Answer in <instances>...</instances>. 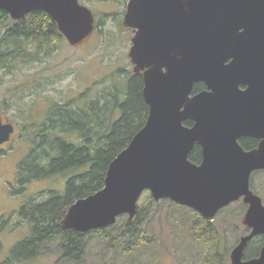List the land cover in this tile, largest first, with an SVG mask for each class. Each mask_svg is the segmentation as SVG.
Instances as JSON below:
<instances>
[{
    "label": "water",
    "instance_id": "water-1",
    "mask_svg": "<svg viewBox=\"0 0 264 264\" xmlns=\"http://www.w3.org/2000/svg\"><path fill=\"white\" fill-rule=\"evenodd\" d=\"M0 10L14 20L44 11L72 46L95 27L79 0H0ZM121 23L133 31L128 56L142 73L148 116L110 162L104 186L73 202L61 228L83 233L124 214L132 221L145 190L209 221L242 199L251 231L232 248L230 264H264V245L258 257L242 258L249 240L264 234V203L250 187L252 172L264 170V0H128ZM198 82L206 89L192 94ZM12 132L0 116V145ZM243 136L259 138L258 146L244 150ZM194 145L199 164L189 159Z\"/></svg>",
    "mask_w": 264,
    "mask_h": 264
},
{
    "label": "rangeland",
    "instance_id": "rangeland-1",
    "mask_svg": "<svg viewBox=\"0 0 264 264\" xmlns=\"http://www.w3.org/2000/svg\"><path fill=\"white\" fill-rule=\"evenodd\" d=\"M127 1H80L91 9L95 21L100 24L84 43L72 46L63 37L54 45L51 54L43 55L38 60L12 59V52L4 58V61H9L8 64L0 65V112L4 119L15 125L10 142L4 151H0V264H200L204 258L213 255L212 260L210 257L207 259L208 262H216L219 258L230 264V252L246 231L242 217L247 205L241 200L216 214L211 221L213 239L201 234L206 242L202 238H192L188 223L195 216L188 210L174 206L168 199L155 201L149 191H144L137 205L143 207L145 212L144 229L148 243L129 257L119 246L109 248L98 235H91L79 260L62 258L56 238L46 241L38 254L29 260H9L16 243L31 233V224L20 217L18 211L24 205L47 199L51 191H62L64 187V180L58 175L24 181L17 179L20 162L32 150V137L49 103H64L82 93L84 97L78 101L79 104L94 100L102 85L99 81H111L112 74L120 68L134 71L128 56L133 31L121 23ZM8 23L9 19L0 21V38ZM3 40L0 41V53H8L14 46L7 44L10 39ZM27 51L32 53L34 49ZM251 187L264 202L263 170L252 173ZM151 198L157 202V206L150 201ZM2 219L7 222L3 223ZM218 250L222 259L216 254Z\"/></svg>",
    "mask_w": 264,
    "mask_h": 264
},
{
    "label": "trees",
    "instance_id": "trees-1",
    "mask_svg": "<svg viewBox=\"0 0 264 264\" xmlns=\"http://www.w3.org/2000/svg\"><path fill=\"white\" fill-rule=\"evenodd\" d=\"M3 18L9 19V23L0 41L10 39L7 44L14 48L8 53H0L1 66L8 64L9 61H4V58L12 52V59L20 57L25 61L38 60L43 55L51 54L54 45L63 39L56 23L44 11L35 10L19 20H11L6 11L0 10V21ZM99 26V22L95 21L96 31ZM29 48L34 49V52H28ZM110 78L112 80L109 82L100 79L99 83L102 85L98 88L94 100H85L86 102L79 104L78 101L84 97L82 93L64 103H49L43 114L44 119L42 118L40 126L36 128L37 132L32 137V150L20 162L17 175L21 181L58 175L63 178L64 187L62 191H51L47 199L24 205L18 211V215L31 224V233L16 243L10 254V261L35 257L46 241L55 238L59 240L61 257L70 260H79L82 257L91 235H98L109 248L119 246L128 257L148 243L144 229L146 216L139 204L132 221H129L127 215H121L113 224L86 233L63 229L60 226L61 219L73 202L93 194L104 186L110 162L127 147L135 133L146 122L148 105L142 94V74L133 70L123 71L120 68ZM200 87V83L194 85L195 90ZM184 124L189 125V121H184ZM196 148L197 146L189 154V159L193 162L198 161L194 151ZM150 201L158 205L152 198ZM170 203L188 210L195 216L188 223L193 239L205 240V236L202 237L201 234L213 239L211 221L188 207L172 201ZM257 241L249 243L245 257L258 251L259 248L255 246ZM219 252L218 250L216 254L222 259ZM209 257L204 258L200 264H226L219 258L216 262H208ZM213 257L214 255L209 259L212 260Z\"/></svg>",
    "mask_w": 264,
    "mask_h": 264
},
{
    "label": "flooded vegetation",
    "instance_id": "flooded-vegetation-1",
    "mask_svg": "<svg viewBox=\"0 0 264 264\" xmlns=\"http://www.w3.org/2000/svg\"><path fill=\"white\" fill-rule=\"evenodd\" d=\"M228 61H229V60H227L226 62H228ZM198 83L201 84L200 89H199V90H195L194 87H193L192 94H195V93H197V92H199V91H202V90L206 89V85H205L203 82H198ZM195 84H196V83H195ZM240 88H241V89H244L245 86H240ZM0 116H1V122H2L3 124H5V123H11V124L13 125V132H14V130H15V125H14L11 121H9V120H7V119H4L3 116H2V114H1V112H0ZM191 125H192V121H189V125H188V126H191ZM259 141H260L259 138H254V137H249V136H243V137L238 138V142H239V144L242 146V148H243L244 150H251V149H253V148H256V147L258 146V144H259ZM9 142H10V139H9L7 142L1 144V145H0V151H4L6 145H7ZM243 142H245L244 145L242 144ZM195 146H197V148H196L194 151H195V153H196V156H197V158H198V161H195L194 163L199 164V163L201 162V159H202L201 146H199V145H194V147H195ZM194 147H193V148H194ZM5 153H6V152H5ZM17 179H18V178H17ZM8 219H9V218H7L6 220H8ZM2 220H3V223L7 222L6 220L4 221V219H2ZM1 222H2V221H1ZM3 228H5V227H3ZM250 231H251V229L248 228V227H246V231H245V233L242 234V235L248 234ZM242 235H241V236H242ZM241 236H240V237H241ZM240 237H239V239H240ZM256 240H258V241L255 243V244H256L255 246H256L257 248H259L258 251H257L255 254L251 255V256L245 257L244 254H245V251H246L247 246L249 245V243H251L252 241H256ZM263 245H264V234H258V235H256V236H254L251 240H249V242L247 243L246 247L244 248V251H243V257H242V258H243L244 260H247V259H251V258H256V257H258V256L260 255V250H261V248H262Z\"/></svg>",
    "mask_w": 264,
    "mask_h": 264
}]
</instances>
